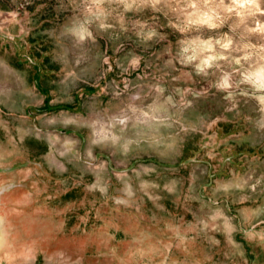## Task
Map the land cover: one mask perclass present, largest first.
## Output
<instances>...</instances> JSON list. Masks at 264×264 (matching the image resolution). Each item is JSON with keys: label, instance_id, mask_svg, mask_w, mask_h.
Listing matches in <instances>:
<instances>
[{"label": "rangeland", "instance_id": "1", "mask_svg": "<svg viewBox=\"0 0 264 264\" xmlns=\"http://www.w3.org/2000/svg\"><path fill=\"white\" fill-rule=\"evenodd\" d=\"M0 264H264V0H0Z\"/></svg>", "mask_w": 264, "mask_h": 264}, {"label": "clouds", "instance_id": "2", "mask_svg": "<svg viewBox=\"0 0 264 264\" xmlns=\"http://www.w3.org/2000/svg\"><path fill=\"white\" fill-rule=\"evenodd\" d=\"M246 2H251V0H246Z\"/></svg>", "mask_w": 264, "mask_h": 264}]
</instances>
